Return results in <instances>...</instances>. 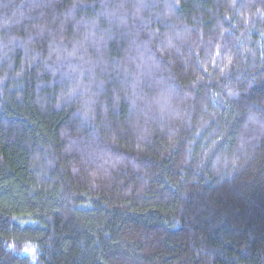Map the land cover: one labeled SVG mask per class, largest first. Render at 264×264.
I'll return each mask as SVG.
<instances>
[{
    "label": "trees",
    "instance_id": "16d2710c",
    "mask_svg": "<svg viewBox=\"0 0 264 264\" xmlns=\"http://www.w3.org/2000/svg\"><path fill=\"white\" fill-rule=\"evenodd\" d=\"M0 264H264V0H0Z\"/></svg>",
    "mask_w": 264,
    "mask_h": 264
}]
</instances>
